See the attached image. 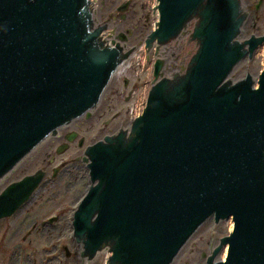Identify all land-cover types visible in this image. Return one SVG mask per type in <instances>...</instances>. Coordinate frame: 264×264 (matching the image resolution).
Masks as SVG:
<instances>
[{"label":"water","instance_id":"1","mask_svg":"<svg viewBox=\"0 0 264 264\" xmlns=\"http://www.w3.org/2000/svg\"><path fill=\"white\" fill-rule=\"evenodd\" d=\"M156 1L145 107L129 133L87 147L83 159L91 186L72 223L83 264L97 253L107 264H172L209 219H230L232 230L205 264H264V63L257 80L229 81L260 57L264 35L240 40L243 0ZM97 3L0 0V180L58 127L89 118L136 49L101 37L109 26L95 22ZM43 177L6 186L0 220Z\"/></svg>","mask_w":264,"mask_h":264},{"label":"rangeland","instance_id":"2","mask_svg":"<svg viewBox=\"0 0 264 264\" xmlns=\"http://www.w3.org/2000/svg\"><path fill=\"white\" fill-rule=\"evenodd\" d=\"M127 2L126 9L119 12L118 8ZM242 5L250 13L241 29L243 37L240 40L264 35V0H243ZM156 6V0H98L95 22L99 26L104 23L109 26L103 35L118 41L117 37L122 34L125 37L124 41H119L122 47L136 49L121 63L123 66L120 65L118 74L108 83L100 105L90 111V117L73 122L63 134L77 132V140L83 138L85 146L104 134L119 129L128 130L131 121L143 111L152 82L156 51L152 47L147 59L144 41L158 22V12L155 14L154 10ZM263 63L264 49L259 58L256 50L253 58L240 65L234 79L229 81L234 83L246 75L257 80ZM77 140L67 150L57 153V146L64 140L46 138L12 173L0 180L1 193L6 186L26 174L40 168L46 171L31 200L11 217L0 220V264H83L79 253L81 244L72 237L69 227L72 210L89 186L86 169L81 162L82 149L77 146ZM51 158L54 161H49ZM57 167L61 170L58 176L52 178V170ZM50 217L57 219L48 224ZM231 230L230 219L217 224L213 219L205 221L172 264H205L206 258L219 245L218 238L227 236ZM97 254L93 264H107L108 254Z\"/></svg>","mask_w":264,"mask_h":264},{"label":"flooded vegetation","instance_id":"3","mask_svg":"<svg viewBox=\"0 0 264 264\" xmlns=\"http://www.w3.org/2000/svg\"><path fill=\"white\" fill-rule=\"evenodd\" d=\"M103 94V93H102ZM102 96V95H101ZM101 98V97H100ZM99 102H100V100H99ZM82 118H85V119H88V118H86L85 116H80V117H78V118H75V119H73V120H71L69 123H67V124H64V125H62V126H60V127H58L57 128V130H56V132H55V134L54 135H52V136H49L48 138H51V139H54V140H64V142H62L61 144H59L58 146H57V148H56V151H57V153H60V152H62V151H65V150H67L68 148H70V146H72L73 144V142H75V140H77V138H78V133L77 132H73V131H70V132H65L64 134H63V131L66 129V128H68L69 126H71L72 124H73V122H75L76 120H78V119H82ZM125 129H119V130H117V131H115V132H113V133H110V134H104L100 139H98V140H96V141H93L92 143H90V144H87V145H85L84 146V140H83V138H80V139H78L77 140V146L78 147H81V149H82V157H81V162L83 163V165H84V167H85V169H86V174H87V178H88V181H89V186H88V188L86 189V191H85V193L82 195V197L78 200V203H77V205H75V208H74V210H72V213H71V215H70V221H69V227H70V233H71V235H72V237H73V234H74V230H73V225H72V223H73V214H74V211L77 209V206H78V204H79V202H80V200L83 198V196L86 194V192L88 191V189L90 188V186H91V180H90V175H89V171H88V168H87V165H86V163L85 162H83V159L86 157L85 156V153H86V149H87V147H89V146H92V145H94L95 143H97V142H99V141H103L104 140V138H107V137H113V138H116L121 132H125L124 131ZM32 152V151H31ZM31 152H29L20 162H18L17 164H16V166L9 172V173H12L15 169H16V167L25 159V158H27V156L31 153ZM49 161H54V159L53 158H51ZM39 170H41L43 173H44V177H43V180H44V178H45V176H46V171H45V169H37V170H35L32 174H34L36 171H39ZM61 170V168L60 167H57V168H53V170H52V175H51V177L52 178H54V177H56V176H58V173H59V171ZM8 173V174H9ZM28 175H31V174H26V175H24L22 178H24L25 176H28ZM21 178V179H22ZM21 179H19V180H21ZM18 180V181H19ZM42 180V181H43ZM42 181H41V183H42ZM14 182H16V181H14ZM13 183V182H12ZM41 183H40V185H41ZM11 184V183H10ZM39 185V186H40ZM39 188V187H38ZM38 188L36 189V191L38 190ZM35 191V192H36ZM34 192V193H35ZM33 193V194H34ZM33 194H32V196H33ZM31 196V197H32ZM31 197L29 198V200L27 201V202H29L30 200H31ZM26 202V203H27ZM26 203H24V204H26ZM23 204V205H24ZM22 205V206H23ZM21 206V207H22ZM20 207V208H21ZM19 208V209H20ZM18 209V210H19ZM17 210V211H18ZM16 211V212H17ZM15 212V213H16ZM14 213V214H15ZM13 214V215H14ZM56 219L57 218H55V217H50V218H48L47 219V223L48 224H52L54 221H56ZM44 223V222H43ZM41 225H44V224H41ZM74 238V237H73ZM81 244V243H80ZM81 247H82V244H81ZM66 250V248L64 247V251ZM80 256H82V253H80Z\"/></svg>","mask_w":264,"mask_h":264},{"label":"bare ground","instance_id":"4","mask_svg":"<svg viewBox=\"0 0 264 264\" xmlns=\"http://www.w3.org/2000/svg\"><path fill=\"white\" fill-rule=\"evenodd\" d=\"M242 7L243 8H245V6L244 5H242ZM103 36H105V34L103 35V33L101 34V37H103ZM109 40H111V41H113V42H116L117 44H120V46L122 47V44L119 42V41H117L115 38H112L111 36H110V38H108ZM154 48H156L157 49V46H156V44H154V46H153ZM123 66V64L121 65V67ZM120 67V66H119ZM117 68L116 69V71H115V73H114V75H117L118 74V71L121 69V67L120 68ZM131 126V125H130ZM129 129H130V127H129ZM128 129V130H129ZM127 130V131H128ZM128 133H129V131H128ZM81 247V246H80ZM79 253H82V247L80 248V252ZM81 258H82V260H83V262H84V256H83V254H82V256H81Z\"/></svg>","mask_w":264,"mask_h":264},{"label":"built area","instance_id":"5","mask_svg":"<svg viewBox=\"0 0 264 264\" xmlns=\"http://www.w3.org/2000/svg\"><path fill=\"white\" fill-rule=\"evenodd\" d=\"M92 2H94V0H92Z\"/></svg>","mask_w":264,"mask_h":264}]
</instances>
